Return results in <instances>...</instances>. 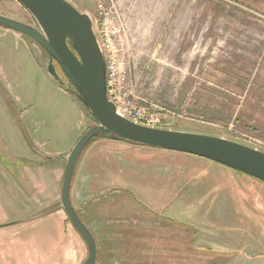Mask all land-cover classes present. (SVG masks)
<instances>
[{
  "label": "rangeland",
  "instance_id": "rangeland-1",
  "mask_svg": "<svg viewBox=\"0 0 264 264\" xmlns=\"http://www.w3.org/2000/svg\"><path fill=\"white\" fill-rule=\"evenodd\" d=\"M67 1L99 29L97 0ZM103 5L122 28L116 48L128 100L145 109L150 127L264 152V0ZM0 16L37 27L16 0H0ZM55 66L60 81L32 39L0 26V264H83L88 255L60 206V186L67 155L95 121ZM39 164L45 209L5 224L3 213L21 214L31 203L25 177ZM70 183L97 264H264V182L255 177L98 136Z\"/></svg>",
  "mask_w": 264,
  "mask_h": 264
},
{
  "label": "water",
  "instance_id": "water-1",
  "mask_svg": "<svg viewBox=\"0 0 264 264\" xmlns=\"http://www.w3.org/2000/svg\"><path fill=\"white\" fill-rule=\"evenodd\" d=\"M37 27L0 16V26L32 39L47 55L48 73L60 81L57 65L71 83L72 94L89 112L95 126L85 131L66 157L60 206L83 240L88 255L83 264H97V243L79 218L70 199L71 180L79 157L92 138L108 133L118 141L203 158L264 182V152L231 141L197 133L150 127L133 122L116 111L109 100L104 49L92 18L67 0H16ZM55 62V65H53Z\"/></svg>",
  "mask_w": 264,
  "mask_h": 264
},
{
  "label": "built area",
  "instance_id": "built-area-1",
  "mask_svg": "<svg viewBox=\"0 0 264 264\" xmlns=\"http://www.w3.org/2000/svg\"><path fill=\"white\" fill-rule=\"evenodd\" d=\"M104 0H97V6L102 16V22L98 30L95 31L106 58L107 89L109 100L116 107L119 115L136 123L146 126L154 122L147 116L143 107H140L134 98L128 100L126 86V69L124 62L118 55L117 38L122 32L121 26L108 18L105 13Z\"/></svg>",
  "mask_w": 264,
  "mask_h": 264
},
{
  "label": "crops",
  "instance_id": "crops-1",
  "mask_svg": "<svg viewBox=\"0 0 264 264\" xmlns=\"http://www.w3.org/2000/svg\"><path fill=\"white\" fill-rule=\"evenodd\" d=\"M39 169H37L36 171L33 170V171H29L27 169V174L29 173V178H28V175H26L25 179H29V184H27V187H24V189H26V192L27 194H24V196L26 197L25 200H30L29 203L30 204H24V209L22 211V213L20 214V211H19V214L18 215H14V216H9V215H6L5 213H3V220H5V224L6 222H9L11 224H14V223H17L19 221V219L23 218V217H26V216H29V215H32V214H36V213H39L40 211H43V208L40 204V191H39V186H41V182L43 178V174L45 173V171H43L44 167H43V164H39L38 165ZM25 168V167H24ZM61 174V173H60ZM32 175V176H31ZM56 180H58V172H56V176H55ZM51 179V178H50ZM61 187V186H60ZM61 189V188H60ZM59 189V190H60ZM37 202V203H36ZM45 209V208H44ZM3 212V211H1ZM58 213H60V210L56 211ZM60 216V214H59ZM46 216L42 217L43 219L46 218ZM18 220V221H16ZM21 222V221H19ZM18 222V223H19ZM11 224H8V225H11Z\"/></svg>",
  "mask_w": 264,
  "mask_h": 264
},
{
  "label": "trees",
  "instance_id": "trees-1",
  "mask_svg": "<svg viewBox=\"0 0 264 264\" xmlns=\"http://www.w3.org/2000/svg\"><path fill=\"white\" fill-rule=\"evenodd\" d=\"M99 136H107V138L109 137V138H111V139H114L112 136H110L108 133H104V134H102V135H99ZM98 136H96V137H94V138H97ZM114 140H116V139H114ZM116 141H118V140H116ZM146 148H148V147H146ZM152 149H154V148H152ZM154 150H159V149H154ZM232 170V169H231ZM233 171H236V170H233ZM236 172H239V171H236ZM73 178V177H72ZM71 182H72V180H71ZM70 187H71V185H70ZM71 195V194H70ZM70 199H71V196H70ZM76 212H77V210H76ZM77 214H78V212H77ZM78 216H79V218L82 220V218L80 217V215L78 214ZM83 221V220H82Z\"/></svg>",
  "mask_w": 264,
  "mask_h": 264
},
{
  "label": "flooded vegetation",
  "instance_id": "flooded-vegetation-1",
  "mask_svg": "<svg viewBox=\"0 0 264 264\" xmlns=\"http://www.w3.org/2000/svg\"><path fill=\"white\" fill-rule=\"evenodd\" d=\"M55 69H56V72H57V74H58V71H57V67L55 66ZM63 74V73H62ZM59 76V75H58ZM63 77H65V75L63 74L62 75ZM61 77V76H60ZM66 78V77H65ZM67 79V78H66ZM61 80V79H60ZM68 80V79H67ZM74 88L72 87V90H73Z\"/></svg>",
  "mask_w": 264,
  "mask_h": 264
}]
</instances>
